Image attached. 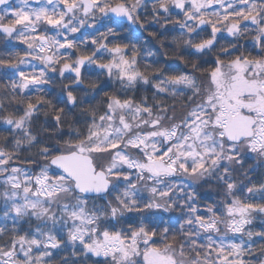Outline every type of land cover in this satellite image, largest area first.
I'll list each match as a JSON object with an SVG mask.
<instances>
[{
  "label": "snow or ice",
  "instance_id": "obj_1",
  "mask_svg": "<svg viewBox=\"0 0 264 264\" xmlns=\"http://www.w3.org/2000/svg\"><path fill=\"white\" fill-rule=\"evenodd\" d=\"M0 44V264H264V0H0Z\"/></svg>",
  "mask_w": 264,
  "mask_h": 264
},
{
  "label": "trees",
  "instance_id": "obj_2",
  "mask_svg": "<svg viewBox=\"0 0 264 264\" xmlns=\"http://www.w3.org/2000/svg\"><path fill=\"white\" fill-rule=\"evenodd\" d=\"M11 2L14 4L15 3V0H11ZM4 51H6V50H5L4 46H3V44H0V52H4ZM43 120H44V117H43V115H41L40 116V121H43ZM65 127H67V126H65ZM254 179L259 180V179H262V178L255 177ZM255 226L257 228H259L261 226L259 219H257V221L255 222Z\"/></svg>",
  "mask_w": 264,
  "mask_h": 264
}]
</instances>
